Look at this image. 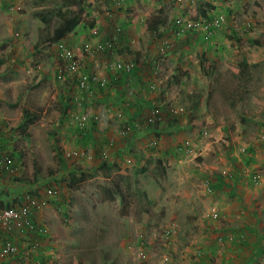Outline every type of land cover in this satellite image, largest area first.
<instances>
[{"label": "rangeland", "instance_id": "1", "mask_svg": "<svg viewBox=\"0 0 264 264\" xmlns=\"http://www.w3.org/2000/svg\"><path fill=\"white\" fill-rule=\"evenodd\" d=\"M256 2L264 6V0H87L81 5L87 30V23L106 25L90 35L106 33L108 40L96 48L113 42L120 50L112 53L114 62L128 45L139 44L136 37L147 36L149 48L158 45L154 55L167 52L173 72L184 67L176 73L181 85L130 125L134 110L125 100L93 103L107 93V83L95 73L105 87L89 84L82 90L76 78L57 79L61 55L40 43L55 27L59 0H0V136L19 158L15 175H0V196L17 190L19 203L27 193L45 202L37 213L47 215L49 224L43 233L38 226L24 234L33 252L48 245L57 264H264V250L252 254L264 248V213L259 212V223L251 216V209L263 210L264 198L243 214L242 203L236 206L227 192L208 191L216 177L229 179L231 163H250V148L233 147L231 137L264 134L255 126L264 122V22L254 15ZM156 17L167 25L150 33L148 23ZM178 21L185 25L181 35ZM214 21L218 26L208 29ZM127 64L131 70L120 65L121 70L131 75L136 65ZM161 71L166 83L168 74L164 67ZM91 74L88 68L84 72ZM244 102L256 111H243ZM230 104L235 106L228 109ZM27 112L33 121L23 134ZM252 115L257 121L250 123ZM82 117L88 118L85 127L79 125ZM79 169L89 179L70 188L67 177ZM258 175L257 188L249 191L254 198L264 192ZM52 187L59 190L55 198L48 196ZM40 235L44 239L37 242ZM11 241L20 256L6 260L0 251V262L26 264L24 248Z\"/></svg>", "mask_w": 264, "mask_h": 264}, {"label": "crops", "instance_id": "2", "mask_svg": "<svg viewBox=\"0 0 264 264\" xmlns=\"http://www.w3.org/2000/svg\"><path fill=\"white\" fill-rule=\"evenodd\" d=\"M87 1V0H86ZM84 2L83 4H85ZM82 4V5H83ZM115 7L118 4V1L114 3ZM99 17L101 18L100 14ZM102 19V18H101ZM88 30L86 29L84 22L82 21L78 26L74 28V30L66 36V38L61 42V44L65 45L67 44L71 47L79 46L80 44H83L81 46H84L85 44L90 45V47L93 49V54L86 58V64L88 68L89 73H95L99 76L100 79L104 80L107 83V87L104 88L106 95L103 98V100H96L93 102L94 104H100L101 102H104L107 100L108 102H120V101H126L127 106H131L134 110V113H131L128 116L129 124L130 125H136V120L140 119L141 113H144L145 111L149 109H156L159 103H162L164 101L163 95L170 96L169 94L173 93L174 87H177L178 85H181V80L179 83H176V73H181L180 70H184V67H177L174 69V72L172 69L168 66V62L170 59L166 57L165 51L162 53H158L161 55H154L155 53V47L158 45H153L149 48L148 43L146 42V37H136L139 39V44L134 43L128 45V47L123 49V54L120 58H117L114 62L113 59L116 57L114 54H118L120 52L119 48L114 51V54L109 53L107 51L100 52L96 49V46L102 41L103 43L108 40L105 36L106 33L103 32V35H98L97 37H93V35H90L92 32L97 31V29L102 30V28H106L105 26H102L101 21H96L95 23H87ZM161 27V26H159ZM110 30V28H107ZM132 29H135V27H128V31H132ZM160 29V28H158ZM158 29L153 32L156 33ZM91 31V33H90ZM149 31V30H148ZM99 34V32H98ZM110 35V34H108ZM141 40V41H140ZM67 42V43H66ZM137 42V41H135ZM137 45L138 48H134L133 46ZM80 46V47H81ZM144 46L147 47V49H144ZM133 47V48H132ZM74 48V49H75ZM49 50H53L55 52V48H49ZM78 50V49H76ZM79 52V50L77 51ZM132 58H135L134 61H132ZM181 59V58H180ZM179 60V59H178ZM183 60V59H182ZM180 60V62H182ZM127 62L134 63L136 65L133 73L131 75L135 74L134 79H128L127 77L131 75H128L130 73H125V70L117 69L118 65H122L123 67H127ZM166 62V63H165ZM160 66V67H159ZM163 67L165 68V73L168 75L166 76V83L162 82V78L164 76V73L161 71ZM159 67V68H158ZM175 74V75H174ZM175 77V78H174ZM181 78V77H180ZM158 92V93H157ZM160 95L159 98H157V94ZM190 93V92H189ZM195 94V93H190ZM124 95V96H123ZM162 95V96H161ZM187 98L191 99V95H188ZM198 98V96H197ZM207 100V99H206ZM241 100V99H240ZM134 102V104H133ZM238 101H235V105ZM245 103V102H244ZM250 105L244 104L243 111H250L252 114L256 111V107L252 105L251 102H249ZM239 105L243 107V103L239 102ZM237 104V105H238ZM233 104H230L228 106V109L231 108ZM233 105V106H235ZM237 110V109H236ZM261 110H264V105L261 108ZM248 122L253 123L254 121H257L255 118V115L248 116ZM245 118H243V121ZM255 126H257L258 129H264V122H261L260 124L255 123ZM243 134L240 133V135ZM2 135V133H0ZM224 135V134H223ZM241 140H240V138ZM259 139L264 140V134L261 138L257 137L255 134L251 133L248 134L246 138H243L241 136H232L230 141L232 140L233 147L238 146L237 144H244V148H250L248 149V159L250 163H231L230 168L227 169L229 171V179H220L219 182L225 183L226 186L223 188V193L227 192L230 195V198L234 197V204L236 206L240 203H242L241 209H243L242 212L245 214V211H247V207H252L256 205L257 207L260 205L258 201L262 200L264 198V192L258 193V195L252 196L249 194V191H251L255 184L257 183V177L259 176L258 173H262V181L264 184V169L261 170V168L264 167V142L260 141ZM2 141L4 142L3 138ZM262 142V143H259ZM235 161V160H234ZM241 162V161H240ZM225 176H228L226 173H224ZM1 175V174H0ZM217 179V178H216ZM219 184V183H218ZM254 185V186H253ZM264 186V185H263ZM1 187V186H0ZM256 187V186H255ZM257 188V187H256ZM264 190V187L260 188L259 190ZM1 193V192H0ZM222 193V192H221ZM254 195V194H253ZM0 200H2V195L0 196ZM240 202V203H239ZM46 208V207H44ZM252 210V218L254 219L253 222H260V211L264 213L263 210ZM43 211L46 213L49 212L46 209H43ZM249 211V210H248ZM50 215V214H49ZM47 215H44L42 213H36L33 217L36 226L40 228V231L43 233V227H46L50 221L49 219H46ZM51 218V217H50ZM264 228V226H262ZM26 232L14 231L12 234V239L15 240V242L22 248H24V251L22 252V258L21 261L25 263H30L31 259L32 261H38L42 262L43 264H57L55 263L52 255L51 250L48 245L42 246L39 252L35 253L31 249V247L28 246V239L24 237V234ZM30 235V234H29ZM32 236V235H31ZM33 237V236H32ZM11 239V240H12ZM43 235H40L38 237V240L36 241L40 242L43 240ZM35 240V237L31 239V241ZM18 246V247H19ZM19 247V248H20ZM50 250V251H49ZM264 250V248L260 247L258 249V252ZM0 251H1V242H0ZM252 252V251H251ZM31 257V258H29ZM27 261V262H26ZM2 264V262H0Z\"/></svg>", "mask_w": 264, "mask_h": 264}, {"label": "built area", "instance_id": "3", "mask_svg": "<svg viewBox=\"0 0 264 264\" xmlns=\"http://www.w3.org/2000/svg\"><path fill=\"white\" fill-rule=\"evenodd\" d=\"M123 1V0H120ZM219 21H214L208 27V29L212 27H217ZM178 35H181L185 32V25L182 21L177 22ZM97 35V32L94 33ZM98 51H115L116 45L113 42L107 44H101L96 48ZM83 55L77 54L76 52L68 50L64 46L59 47V54L61 55L62 64L59 66L58 77L57 79L64 80L66 77L76 78L78 87L82 90L87 89L89 84H93L100 87H105V82L100 81V79L92 73L90 76L85 77L84 72L87 70V66L85 63V58L89 57L93 54V49L90 45H85L83 49ZM117 69H121V66L118 65ZM124 70V69H123ZM131 68L129 67V71ZM126 71H128V66L126 67ZM88 122V118L82 117L79 119L80 127H85ZM0 136V174L4 176L11 177L15 175L19 166L13 160L12 151L4 146L1 143ZM77 155V154H73ZM59 190L55 188H50L48 190V196L55 198L58 195ZM32 195V194H31ZM33 196L27 194L24 195V200L13 207L9 208H0V242L2 243L1 248V258L8 260L9 258L15 257L19 254L18 248L12 243L11 237L12 233L16 228L20 227L19 230L21 233L26 232L28 234H33L37 228L36 224L33 221V217L35 214L41 210L42 206L45 205L43 201H35ZM25 233V234H26ZM38 245H34V248ZM33 248V246H32ZM31 264V263H26ZM32 264H42L40 263H32Z\"/></svg>", "mask_w": 264, "mask_h": 264}, {"label": "trees", "instance_id": "4", "mask_svg": "<svg viewBox=\"0 0 264 264\" xmlns=\"http://www.w3.org/2000/svg\"><path fill=\"white\" fill-rule=\"evenodd\" d=\"M60 2V6L58 9H56L57 11H55L54 15L55 18L52 21V23L55 25L54 29L52 30V32H50L44 39L41 40L40 46L42 48H55V52L59 53V47L60 46H64L65 45L61 44V42L66 38V36L68 34H70L74 28L76 26H78L82 21H83V13L81 9H78L84 2H86V0H59ZM90 4H93V2H91ZM213 9V8H211ZM163 14V13H161ZM205 15V14H204ZM254 15L257 18V20H261L262 22H264V6H262L260 3L256 2L254 4ZM40 18L42 21L46 22L47 19H44V15L41 14ZM49 21V20H48ZM167 25L166 20L165 19H161L160 17H156L155 19H153L150 23H148V27L147 29L149 31H153L155 32L159 26H165ZM259 44V43H257ZM85 46V45H84ZM84 46H82L79 51L81 52V54L83 55V49ZM134 48H138L137 45L133 46ZM132 47V48H133ZM68 50L72 51V49H69L68 47H66ZM61 61V60H60ZM62 64V61H61ZM211 66V65H210ZM245 67V65H243ZM206 72V71H204ZM58 71H56V77H58L57 75ZM206 74V73H205ZM175 78V77H174ZM176 83H179L181 78L179 76H176ZM33 115L29 112L26 113L25 118H27L29 120V122L26 123V125H23V130L22 133L25 134L26 130H27V126L28 124L33 121ZM196 126V122L191 121L190 125H189V129H193ZM4 143V142H3ZM4 146L8 149H10L11 143L9 142H5ZM12 150V157L13 160L18 163V156L15 153V149H11ZM64 166V164H63ZM104 167L107 169V165L105 164ZM65 168V166H64ZM141 172L143 174L147 173L148 170L147 169H142ZM89 174V173H88ZM216 183H211L212 188H209L208 191L214 190L215 192H221L223 191L224 187L226 186V184L223 182L220 184L219 180L222 179L221 176L216 177ZM220 178V179H219ZM67 181L69 182V187L70 188H76L77 186H80L81 183L85 182L87 179H89V176L87 175V173L85 171H82L81 169L79 170H75L72 171L68 177H67ZM15 182L19 181V179L15 178L14 179ZM219 183V184H218ZM208 184L210 185V183L208 182ZM120 192V189H117ZM28 192H32L31 194L33 195V191L29 190ZM20 194V192H18L17 190H10L9 194H3L2 193V200H0V208H9V207H13L16 204L19 203L20 200V196L18 195ZM68 219V218H67ZM34 221V219H33ZM35 223V221H34ZM255 231L252 229V232ZM258 249H260V247H256L255 251L252 254H255L258 252ZM20 254L16 255L15 257H19Z\"/></svg>", "mask_w": 264, "mask_h": 264}, {"label": "clouds", "instance_id": "5", "mask_svg": "<svg viewBox=\"0 0 264 264\" xmlns=\"http://www.w3.org/2000/svg\"><path fill=\"white\" fill-rule=\"evenodd\" d=\"M73 52H76L77 54H80L81 55V52L79 51V52H77V51H73ZM101 52H104V51H101ZM108 52H111V53H113L114 51H108ZM90 57V56H89ZM86 58H88V57H86ZM86 58H85V62H86ZM86 66H87V64H86ZM42 263V262H41ZM43 264V263H42Z\"/></svg>", "mask_w": 264, "mask_h": 264}]
</instances>
